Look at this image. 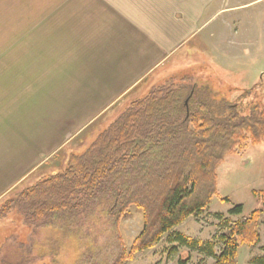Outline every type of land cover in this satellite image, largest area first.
Wrapping results in <instances>:
<instances>
[{
	"label": "trees",
	"instance_id": "1",
	"mask_svg": "<svg viewBox=\"0 0 264 264\" xmlns=\"http://www.w3.org/2000/svg\"><path fill=\"white\" fill-rule=\"evenodd\" d=\"M183 76L179 83L152 86L83 153L71 154L63 171L12 196L5 211H16L27 225L66 230L105 199L108 227L95 229L108 230L111 244L108 238L97 242L92 255H83V246L77 264H128L167 234L171 242L213 258L214 264H236L241 245L259 243L262 209L245 216L242 204L233 206L229 213L241 217L220 235L219 253L214 241L199 243L173 230L211 205L217 168L226 156L264 140V108L241 99L231 103L217 92L208 97V85L198 91L199 84L193 88ZM253 193L264 200L263 191ZM133 207L142 214L143 229L128 247L120 225ZM252 264H264V254Z\"/></svg>",
	"mask_w": 264,
	"mask_h": 264
},
{
	"label": "crops",
	"instance_id": "2",
	"mask_svg": "<svg viewBox=\"0 0 264 264\" xmlns=\"http://www.w3.org/2000/svg\"><path fill=\"white\" fill-rule=\"evenodd\" d=\"M233 8L224 0H0L9 33L15 19H30L24 40L0 42V197L30 186L39 165L175 51L213 41L216 17Z\"/></svg>",
	"mask_w": 264,
	"mask_h": 264
},
{
	"label": "rangeland",
	"instance_id": "3",
	"mask_svg": "<svg viewBox=\"0 0 264 264\" xmlns=\"http://www.w3.org/2000/svg\"><path fill=\"white\" fill-rule=\"evenodd\" d=\"M224 6L234 8L224 10L227 14L216 17V32L209 36L214 38L213 41L209 39L202 47L193 42L192 49L175 51L176 60L173 58L168 66L160 65L157 68L159 74L153 78L144 77L132 85L105 113L78 130L70 141L71 145L63 146L57 156L55 154L45 164L39 165L27 178L28 182L34 181L30 186L19 183L1 195L0 264H77L79 249L83 246V255H92L96 247L93 245L97 242L102 243L108 238L107 242L111 244V234L106 235L108 230L101 233V229H95L99 224H103L102 230L108 225L104 218L109 203L105 199L85 212L79 224L66 230L59 225L43 229L27 225L20 214L13 210L7 212L5 208L9 199L21 190L63 171L71 154L83 153L103 129L125 112L134 100L149 92L152 86L179 83L187 74L186 81L189 80L193 88L197 82L198 91L208 85V90L204 91L208 97L217 92L231 103L241 99L244 104H259L264 108V0H224ZM15 20L19 26L15 28V33H9L8 19L0 17V42L24 40V25L30 19ZM191 91L192 88L187 94ZM255 190L264 192V140L250 145L242 153L226 156L217 168V195L211 205L173 231L199 243L214 241L215 250L219 253L222 247L220 235L241 217L229 213L233 206L242 204L245 216L255 209H262L258 222L259 243L241 245L236 262L252 264L255 257L264 254V200L254 195ZM142 229V214L133 207L131 214L120 225L128 247ZM186 259L188 262L185 264H214L213 258L171 242L168 234L156 247L138 252L128 264H183L181 261Z\"/></svg>",
	"mask_w": 264,
	"mask_h": 264
}]
</instances>
